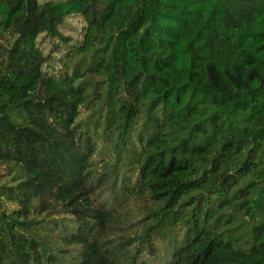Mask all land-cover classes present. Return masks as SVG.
Here are the masks:
<instances>
[{
    "label": "trees",
    "instance_id": "trees-1",
    "mask_svg": "<svg viewBox=\"0 0 264 264\" xmlns=\"http://www.w3.org/2000/svg\"><path fill=\"white\" fill-rule=\"evenodd\" d=\"M0 264H264V0H0Z\"/></svg>",
    "mask_w": 264,
    "mask_h": 264
},
{
    "label": "rangeland",
    "instance_id": "rangeland-1",
    "mask_svg": "<svg viewBox=\"0 0 264 264\" xmlns=\"http://www.w3.org/2000/svg\"><path fill=\"white\" fill-rule=\"evenodd\" d=\"M39 3H43L51 0H37ZM56 1V0H55ZM64 1V0H57ZM86 23L79 15H73L67 17L62 25L59 27L60 34L68 38L67 43L60 41L56 38H49L44 35H40L37 39V46L46 56V62L43 66V71L47 73L58 71V59L67 48V44H80L84 34ZM98 159H96L97 161Z\"/></svg>",
    "mask_w": 264,
    "mask_h": 264
}]
</instances>
